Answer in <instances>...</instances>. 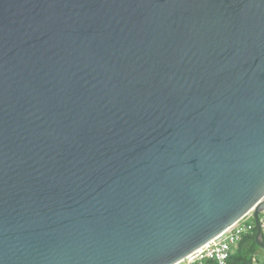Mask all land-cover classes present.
I'll use <instances>...</instances> for the list:
<instances>
[{"label":"water","instance_id":"obj_1","mask_svg":"<svg viewBox=\"0 0 264 264\" xmlns=\"http://www.w3.org/2000/svg\"><path fill=\"white\" fill-rule=\"evenodd\" d=\"M264 209V0H0V264H173Z\"/></svg>","mask_w":264,"mask_h":264},{"label":"built area","instance_id":"obj_2","mask_svg":"<svg viewBox=\"0 0 264 264\" xmlns=\"http://www.w3.org/2000/svg\"><path fill=\"white\" fill-rule=\"evenodd\" d=\"M258 220L264 231V209L259 212ZM255 228L253 210L248 211L217 236L173 264H228V256L232 248L243 235ZM248 264H258L257 256L253 255Z\"/></svg>","mask_w":264,"mask_h":264},{"label":"trees","instance_id":"obj_3","mask_svg":"<svg viewBox=\"0 0 264 264\" xmlns=\"http://www.w3.org/2000/svg\"><path fill=\"white\" fill-rule=\"evenodd\" d=\"M255 231L254 228L241 237L229 253L228 264H248L251 262L253 255L260 250L256 243ZM262 239L264 241V231L262 232Z\"/></svg>","mask_w":264,"mask_h":264},{"label":"crops","instance_id":"obj_4","mask_svg":"<svg viewBox=\"0 0 264 264\" xmlns=\"http://www.w3.org/2000/svg\"><path fill=\"white\" fill-rule=\"evenodd\" d=\"M255 255L257 256V263L264 264V249L260 248Z\"/></svg>","mask_w":264,"mask_h":264}]
</instances>
